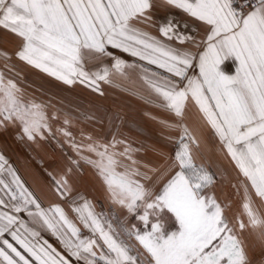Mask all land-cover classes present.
Returning a JSON list of instances; mask_svg holds the SVG:
<instances>
[{
	"label": "snow or ice",
	"instance_id": "snow-or-ice-1",
	"mask_svg": "<svg viewBox=\"0 0 264 264\" xmlns=\"http://www.w3.org/2000/svg\"><path fill=\"white\" fill-rule=\"evenodd\" d=\"M25 68L59 89L139 93L172 114L159 123L173 147L149 167L126 140H77L70 114L61 122L19 85ZM10 126L32 143L63 136L66 164L33 187L0 155V264H264V0H0V128ZM203 130L230 176L204 163ZM85 165L109 213L81 191ZM224 184L234 200L217 194Z\"/></svg>",
	"mask_w": 264,
	"mask_h": 264
},
{
	"label": "crops",
	"instance_id": "crops-1",
	"mask_svg": "<svg viewBox=\"0 0 264 264\" xmlns=\"http://www.w3.org/2000/svg\"><path fill=\"white\" fill-rule=\"evenodd\" d=\"M4 40L8 43V46H11V36H4ZM20 77L43 76L33 72L30 68H25L21 72ZM130 87L139 89L141 86L139 81H137L135 85H131ZM108 88H111L112 90L110 91V93L106 91L105 96L111 98L117 97L121 101L119 102V107L117 105L118 103H116V107H110V109L112 108V115H117L119 113V115L121 114L122 117L119 118V120L118 118L114 120L113 117L108 118L105 122L103 131H100L99 133H87L83 132L81 128L71 127V131L75 138L77 140H80V134L83 132L96 136L104 140L105 142H111L113 138H115L116 140H126L133 146V158L138 160L141 164L151 167L153 165L161 163L156 150L168 151L173 146L171 143L166 142L164 131L159 121L165 119L171 121L172 114L154 104L146 103L139 93L130 92L127 89L112 87ZM62 120L63 119H61V122ZM187 120L190 126H196L198 118L194 109L190 108L188 110ZM59 126V123L55 125V127ZM4 130L19 131V129H17L16 127L11 126L7 129H3V131ZM12 134V137H14L15 139H9L7 144L16 147L17 145L15 143H18L19 139L14 131ZM48 140L49 139L39 141L37 143H32L25 139V141H28L30 143L29 146H33L36 148L38 154H36L35 156L39 160L41 159L42 163H46L47 169L49 161L56 163L55 165H53L54 168L59 167V162H63L64 158L60 155L59 150L54 148V145L47 142ZM57 140L64 141V137L61 135H57L55 141ZM218 149L219 145L216 142L215 138L212 137L206 130H203V134L200 138V150L204 163L206 165H209L212 171H216L219 168L225 170L230 176L232 174L231 165L229 164V161L225 159L223 155L218 151ZM0 155H3L8 160V162L18 171V174L21 176V178L28 184L32 185L33 187L39 185L41 188H46V178L43 176V173L33 172L31 169L25 168L20 170L21 168L16 165V162L11 157L9 151L2 149L0 150ZM79 187L81 191L83 193H86L88 198L92 200V202L96 205V210L98 212L103 210L105 213H108V210L111 207L110 203L106 197L103 186L93 174V170L91 168H87L86 171L82 172V179L80 181ZM217 194L221 195L222 199L234 200L233 189L228 184L222 185L221 188L217 190ZM234 208L236 210L239 209L238 202L234 203ZM131 223H136L134 218L129 219V224ZM49 239L50 242H52L54 245L56 244V241L54 239ZM250 243L254 245L251 254L258 256L260 254V247L258 243L255 241V239H250Z\"/></svg>",
	"mask_w": 264,
	"mask_h": 264
},
{
	"label": "rangeland",
	"instance_id": "rangeland-1",
	"mask_svg": "<svg viewBox=\"0 0 264 264\" xmlns=\"http://www.w3.org/2000/svg\"><path fill=\"white\" fill-rule=\"evenodd\" d=\"M19 85L25 89L30 96H36L51 104L53 108L59 110L61 113V119H63L64 113L70 114L73 119L71 127L81 128L83 132L99 133L100 131H103L105 122L108 118L113 117L114 120L117 118L119 120V118L122 117L119 113L117 115H112V108L110 109L111 106L116 107L118 105L119 107V102L121 101L117 97H106L105 94L99 96L98 94H93L90 91L79 87L71 90L59 89L54 87L51 80L46 77H20ZM111 90V88L105 86V92L107 91L110 93ZM116 103L118 104L116 105ZM13 131L19 139L18 143H20H15L17 145L16 147L7 144L9 139H15L12 137ZM13 131H3V129L0 128V150L4 149L9 151L11 157L16 162V165L21 168L20 170L25 168L31 169L33 172L43 173V171L47 169V166L45 162L42 163V160H39L35 156L38 154L36 148L29 146L30 143L25 141V139H20L19 131ZM59 141L65 143L63 140ZM47 142L54 145V148L58 149L60 155L64 158L63 162H59V167L65 166L66 157L65 154L61 152L60 145L57 141L50 138ZM67 155H73L71 149H67ZM55 164L56 163L49 161L48 169H53V165ZM87 168L89 167L85 165L83 171H86ZM109 212L110 209L108 210V213ZM111 214L122 215L120 209H115V212H112Z\"/></svg>",
	"mask_w": 264,
	"mask_h": 264
}]
</instances>
